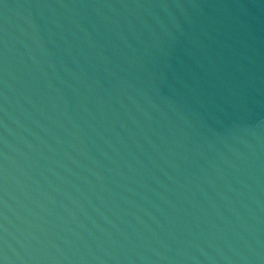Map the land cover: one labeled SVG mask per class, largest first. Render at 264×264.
<instances>
[{"label":"water","instance_id":"1","mask_svg":"<svg viewBox=\"0 0 264 264\" xmlns=\"http://www.w3.org/2000/svg\"><path fill=\"white\" fill-rule=\"evenodd\" d=\"M0 264H264V0H0Z\"/></svg>","mask_w":264,"mask_h":264}]
</instances>
